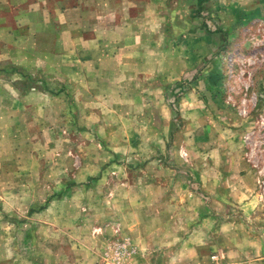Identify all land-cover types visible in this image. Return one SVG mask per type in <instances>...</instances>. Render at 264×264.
<instances>
[{
    "label": "rangeland",
    "instance_id": "obj_1",
    "mask_svg": "<svg viewBox=\"0 0 264 264\" xmlns=\"http://www.w3.org/2000/svg\"><path fill=\"white\" fill-rule=\"evenodd\" d=\"M263 228L264 0H0V264H264Z\"/></svg>",
    "mask_w": 264,
    "mask_h": 264
},
{
    "label": "built area",
    "instance_id": "obj_2",
    "mask_svg": "<svg viewBox=\"0 0 264 264\" xmlns=\"http://www.w3.org/2000/svg\"><path fill=\"white\" fill-rule=\"evenodd\" d=\"M261 234L264 236V228L261 231ZM131 254H134V249L129 248L128 244L124 241L123 243L117 245L115 247L114 253H113V260L114 264H121L124 257L129 256ZM220 257L218 254H212L210 256V263L209 264H229L226 262H220Z\"/></svg>",
    "mask_w": 264,
    "mask_h": 264
},
{
    "label": "crops",
    "instance_id": "obj_3",
    "mask_svg": "<svg viewBox=\"0 0 264 264\" xmlns=\"http://www.w3.org/2000/svg\"><path fill=\"white\" fill-rule=\"evenodd\" d=\"M250 190H251V188H250ZM252 196H253V195H252ZM253 197H254V196H253ZM48 198H49V201L46 202ZM48 198L46 199L45 204L40 205V206H38V207H30V208L28 209L27 212H28L29 214L34 213V212H37V211H39V210H41V209H44V208L46 207L45 205H49V204H51L50 202H51L52 200H54V199L59 200L58 198H54V196H49ZM251 202H252V204H255L256 201H255L254 199H252ZM42 207H43V208H42ZM29 210H30L31 212H29ZM249 214H250V211H249Z\"/></svg>",
    "mask_w": 264,
    "mask_h": 264
},
{
    "label": "trees",
    "instance_id": "obj_4",
    "mask_svg": "<svg viewBox=\"0 0 264 264\" xmlns=\"http://www.w3.org/2000/svg\"><path fill=\"white\" fill-rule=\"evenodd\" d=\"M204 2V0H197V4H198V6L199 7H201V4ZM49 201V198L47 199V201L46 202H48ZM29 212H31L30 210H29Z\"/></svg>",
    "mask_w": 264,
    "mask_h": 264
}]
</instances>
